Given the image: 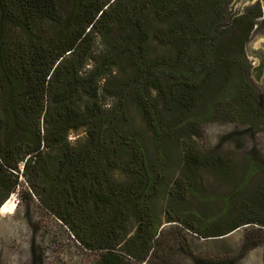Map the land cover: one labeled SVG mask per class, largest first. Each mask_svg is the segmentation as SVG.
Returning <instances> with one entry per match:
<instances>
[{
    "label": "trees",
    "instance_id": "16d2710c",
    "mask_svg": "<svg viewBox=\"0 0 264 264\" xmlns=\"http://www.w3.org/2000/svg\"><path fill=\"white\" fill-rule=\"evenodd\" d=\"M232 1L0 0V207L18 189L99 264H162L154 201L179 170L181 202L206 194L208 173L240 178L223 221L175 206L169 222L202 238L264 227V158L198 143L208 122H264L248 71L254 21ZM182 244L194 264L215 263Z\"/></svg>",
    "mask_w": 264,
    "mask_h": 264
},
{
    "label": "rangeland",
    "instance_id": "374dc122",
    "mask_svg": "<svg viewBox=\"0 0 264 264\" xmlns=\"http://www.w3.org/2000/svg\"><path fill=\"white\" fill-rule=\"evenodd\" d=\"M230 9L236 18L249 15L254 21L246 41L249 81L256 97L264 105V26H261L264 0H233ZM98 47H103L99 40ZM152 47L155 52L162 51L155 42ZM134 114L135 124L141 127L143 123L138 113L135 111ZM203 133V138L198 140L203 149L234 151L238 158L252 152L258 158H264V122L252 123L249 118L217 120L206 123ZM85 136L84 129L72 131L69 140L75 142ZM179 157L176 168L178 164L182 165ZM178 171L171 175L154 201V209L162 220L159 248L165 258L159 262L169 264L168 260H171L173 264H194L190 253L182 248L185 241L193 254L215 263L264 264V227L247 224L224 236L202 238L167 219V210L179 206L198 212L202 220L212 223L223 221L221 200L229 189L235 188L240 177L233 179L208 173L206 194L200 199L181 202L172 194L173 177L178 175ZM131 229L133 233L135 227L131 226ZM260 239H263L262 243L255 246L253 241ZM246 241L248 246H245ZM0 264H99V261L98 255L84 249L69 228L44 208L36 197L29 202L23 201L17 189L0 207Z\"/></svg>",
    "mask_w": 264,
    "mask_h": 264
},
{
    "label": "flooded vegetation",
    "instance_id": "af4514ba",
    "mask_svg": "<svg viewBox=\"0 0 264 264\" xmlns=\"http://www.w3.org/2000/svg\"><path fill=\"white\" fill-rule=\"evenodd\" d=\"M263 17H264V15H263ZM261 26H264V21L261 23ZM257 26H255L254 28H256Z\"/></svg>",
    "mask_w": 264,
    "mask_h": 264
},
{
    "label": "bare ground",
    "instance_id": "6f19581e",
    "mask_svg": "<svg viewBox=\"0 0 264 264\" xmlns=\"http://www.w3.org/2000/svg\"><path fill=\"white\" fill-rule=\"evenodd\" d=\"M9 206V205H8ZM7 209V208H6Z\"/></svg>",
    "mask_w": 264,
    "mask_h": 264
}]
</instances>
